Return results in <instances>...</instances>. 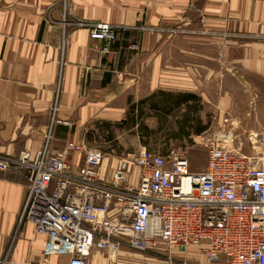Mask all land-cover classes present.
Wrapping results in <instances>:
<instances>
[{
  "label": "crops",
  "instance_id": "obj_1",
  "mask_svg": "<svg viewBox=\"0 0 264 264\" xmlns=\"http://www.w3.org/2000/svg\"><path fill=\"white\" fill-rule=\"evenodd\" d=\"M96 23L112 26L116 40H90ZM236 82L264 89V0H0L2 155L34 157L54 105L56 152L66 143L93 148L88 141H110L127 124L146 128V139L166 122L181 139L213 136L225 130H204L199 107L228 115ZM253 117L264 130V108ZM149 151L166 155V146ZM118 159L104 158L100 175ZM68 161L81 157L70 152ZM26 190L23 173L0 171V264H67L70 245L19 222ZM91 253L89 264H167L166 253ZM185 257L205 264L197 251Z\"/></svg>",
  "mask_w": 264,
  "mask_h": 264
},
{
  "label": "built area",
  "instance_id": "obj_2",
  "mask_svg": "<svg viewBox=\"0 0 264 264\" xmlns=\"http://www.w3.org/2000/svg\"><path fill=\"white\" fill-rule=\"evenodd\" d=\"M88 30L90 40H116L109 24ZM55 109L42 149L34 157L0 154V171L23 173L27 190L19 222L70 245L67 264H89L93 249L112 257L123 249L166 253L167 264H196L185 257L192 251L205 264H264V132L255 134L260 150L250 156L230 148L226 134L200 137L208 150L199 172L180 153L142 149L102 176L101 150L82 143L49 149ZM70 152L81 157L74 167Z\"/></svg>",
  "mask_w": 264,
  "mask_h": 264
},
{
  "label": "rangeland",
  "instance_id": "obj_3",
  "mask_svg": "<svg viewBox=\"0 0 264 264\" xmlns=\"http://www.w3.org/2000/svg\"><path fill=\"white\" fill-rule=\"evenodd\" d=\"M229 100L232 102V105L227 113L228 115L220 117H217L215 112H212L213 108L211 105L210 107L204 104L200 105L199 109L203 114L204 122L201 126L206 131L211 130V128L218 132L222 129L225 130V132L222 130L223 132L219 134L228 135L225 140L230 148H235L249 156L258 153L260 143L255 140V134L264 132V130L258 132L256 129L255 131L257 127L253 116H255L261 107L264 108V89H261L259 92H254L252 88L246 89L245 86L242 87L241 84L236 82L235 92L230 93ZM245 104L246 106L242 107ZM243 108L247 111L246 116L241 114ZM161 127L165 131H155L156 133H152L149 139L147 138L148 140L146 139V128L140 124L134 127L127 124L122 128L123 131H114L113 135L115 136L110 141L102 137L96 138L95 140L92 139L88 142L94 146L93 148L101 150L105 158L114 159V162L118 158L137 154L140 150L147 149V147H149L147 150H156L157 147L164 145L166 146V154L176 152L186 157L192 172L204 170L207 162L208 146L206 140L200 137L207 136L208 133L206 132V134L204 133L205 135H198V138L192 137L191 139L184 135V138L181 139L183 133H177L179 134V138L176 136L175 129L178 126L174 123L166 122ZM219 134L217 133L216 137ZM143 146L145 148H142ZM113 150L119 153V155H112V153L115 154Z\"/></svg>",
  "mask_w": 264,
  "mask_h": 264
}]
</instances>
